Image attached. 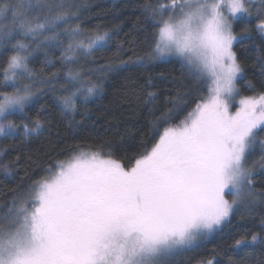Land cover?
<instances>
[{
	"label": "snow or ice",
	"instance_id": "6c2138e0",
	"mask_svg": "<svg viewBox=\"0 0 264 264\" xmlns=\"http://www.w3.org/2000/svg\"><path fill=\"white\" fill-rule=\"evenodd\" d=\"M76 7L72 0H0V54L7 53L0 66V136L18 129L26 139L41 133L44 122L26 111L41 86L55 91L58 84L56 103L72 117L78 101L103 90L79 63L110 36L73 24ZM144 8L153 46L137 61L179 57L207 97L179 124L157 131L158 139L128 167L110 152L77 147L47 170V178L14 192L0 218V264H172L234 213L264 206V189L254 183L257 164L264 169V91L247 81L254 95H242L237 86L246 77L233 25L246 20L264 39V0H154ZM239 38H252L247 24ZM49 47L61 50L63 83L59 72L30 67L35 53ZM147 96L153 101L156 93ZM171 111L159 119L167 123ZM16 113L23 114L20 124L10 119ZM257 147L260 161L250 166ZM0 169L12 171L9 164ZM261 225L264 232V219ZM257 244L264 245L261 233L235 240L237 248Z\"/></svg>",
	"mask_w": 264,
	"mask_h": 264
},
{
	"label": "trees",
	"instance_id": "16d2710c",
	"mask_svg": "<svg viewBox=\"0 0 264 264\" xmlns=\"http://www.w3.org/2000/svg\"><path fill=\"white\" fill-rule=\"evenodd\" d=\"M72 2L79 16L73 24L79 23L88 32L109 33L107 44L92 57H81L79 63L86 76L103 84V90L86 103L78 101V114L72 117L63 114L56 103L55 98L62 94L60 86L55 85V91L47 85L41 86L42 90L26 110L28 118L38 117L44 122L41 133L26 139L18 129L14 134L0 136L3 162L12 169L10 175L0 170V218L14 192L25 193L35 181L47 178V170L57 161H66L77 147L105 155L110 152L113 159L128 167L134 163L133 157L141 155L158 139L157 131L179 124L200 98L208 95L205 85L195 81L180 60L137 61L138 56H145L153 46L154 28L144 5L154 0ZM245 24L252 32L251 39L239 38ZM234 29L238 35L234 51L246 77L238 80L237 86L242 95H254L247 81H251L256 92L264 91V39L256 34L254 24L246 20L235 21ZM60 51L49 47L36 52L30 67L37 73L43 70L45 75L59 72L63 83L65 69L59 62ZM6 55L0 54V66ZM46 60H51L55 67L47 65ZM108 65L111 70H105ZM148 92L156 93L153 101L148 100ZM170 109L171 119L163 123L159 118ZM10 119L20 124L24 117L16 113ZM260 158L257 147L249 157V165ZM254 183L257 189H264V169L258 164L254 169ZM262 219V205L250 212H236L230 223L195 248L174 257L172 264H199L205 259H211L213 264H264V245L235 246V240L243 236L250 239L254 233L264 235Z\"/></svg>",
	"mask_w": 264,
	"mask_h": 264
},
{
	"label": "rangeland",
	"instance_id": "374dc122",
	"mask_svg": "<svg viewBox=\"0 0 264 264\" xmlns=\"http://www.w3.org/2000/svg\"><path fill=\"white\" fill-rule=\"evenodd\" d=\"M114 1H119V0H114ZM234 23H235V21L233 22V25H234ZM235 45V44H234ZM171 59H176V60H180V61H182L179 57H175V56H169V57H165V58H161L160 60H171ZM183 62V61H182ZM209 83H210V81H209ZM230 110L231 111H235L236 110V105L235 104H232V105H230ZM3 164H5L4 162H3V158H2V152H1V148H0V165H3ZM1 171H3L2 169H0ZM226 198L227 199H229V200H231L232 199V197L230 196V195H228V194H226ZM214 233V232H213ZM212 233V234H213ZM212 234L211 235H209L207 238H205V239H201V240H198L197 242H196V244L192 247V248H190V249H193V248H195L196 246H198L200 243H202L204 240H206V239H208L210 236H212ZM189 249V250H190ZM185 252V251H184Z\"/></svg>",
	"mask_w": 264,
	"mask_h": 264
}]
</instances>
